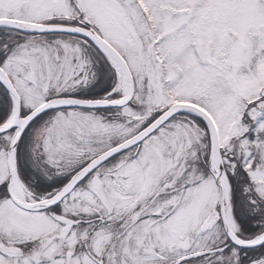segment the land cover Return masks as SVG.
Returning <instances> with one entry per match:
<instances>
[{"label": "snow or ice", "instance_id": "6c2138e0", "mask_svg": "<svg viewBox=\"0 0 264 264\" xmlns=\"http://www.w3.org/2000/svg\"><path fill=\"white\" fill-rule=\"evenodd\" d=\"M0 264H264V0H0Z\"/></svg>", "mask_w": 264, "mask_h": 264}]
</instances>
